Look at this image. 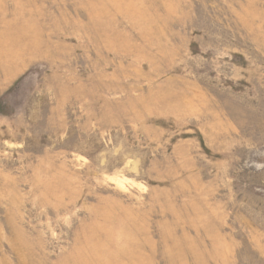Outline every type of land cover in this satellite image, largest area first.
Returning <instances> with one entry per match:
<instances>
[{
  "label": "rangeland",
  "instance_id": "obj_1",
  "mask_svg": "<svg viewBox=\"0 0 264 264\" xmlns=\"http://www.w3.org/2000/svg\"><path fill=\"white\" fill-rule=\"evenodd\" d=\"M0 264H264V0H0Z\"/></svg>",
  "mask_w": 264,
  "mask_h": 264
}]
</instances>
